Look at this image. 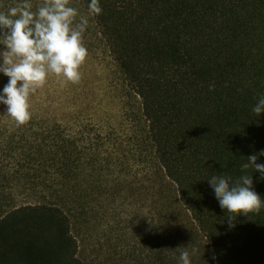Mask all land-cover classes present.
I'll return each instance as SVG.
<instances>
[{
    "label": "trees",
    "instance_id": "trees-1",
    "mask_svg": "<svg viewBox=\"0 0 264 264\" xmlns=\"http://www.w3.org/2000/svg\"><path fill=\"white\" fill-rule=\"evenodd\" d=\"M23 2L0 0V12ZM28 2L32 11L43 4ZM70 2L93 16L141 102L145 136L107 127L91 135L38 117L18 126L0 104V264H85L59 203L96 202L128 181L134 190L151 182L145 144L209 243L213 264H264V206L229 227L234 214L208 182L249 175L264 200V177L241 168L264 150V112L252 111L264 95V0H99L100 14L89 10L90 0ZM152 189L140 264H182L183 251L191 264H207L164 190Z\"/></svg>",
    "mask_w": 264,
    "mask_h": 264
},
{
    "label": "rangeland",
    "instance_id": "rangeland-1",
    "mask_svg": "<svg viewBox=\"0 0 264 264\" xmlns=\"http://www.w3.org/2000/svg\"><path fill=\"white\" fill-rule=\"evenodd\" d=\"M70 6L88 20L83 33L88 56L80 68L82 78L77 84L62 83V77L50 75L47 83L30 96L32 117L72 123L91 135L99 127H107L135 140L143 138L146 124L140 100L114 62L93 16L78 4L70 2ZM8 81L9 77L0 73V94ZM145 147L144 167L151 173V182L146 179L134 190L128 181L121 190L113 188L102 192L96 202L85 199L80 205L68 201L59 203L71 219L72 231L79 244V258L85 264H140L145 258L154 187L164 190L177 225L195 240L196 249L201 251L197 257L196 250L195 257L201 256L205 263L213 264L209 243L198 231L190 213L180 204L176 187L165 178L148 144ZM188 242L190 246L194 244V241Z\"/></svg>",
    "mask_w": 264,
    "mask_h": 264
},
{
    "label": "clouds",
    "instance_id": "clouds-1",
    "mask_svg": "<svg viewBox=\"0 0 264 264\" xmlns=\"http://www.w3.org/2000/svg\"><path fill=\"white\" fill-rule=\"evenodd\" d=\"M89 10L102 12L99 0H90ZM79 21L77 22V17ZM88 20L79 15L78 9L70 6V0H43V4L32 11L28 0L10 7L7 13L0 12V73L9 77L0 95V104L6 105V114L18 126L29 122L30 96L47 83L50 75L62 77L63 82L77 84L82 78L80 72L88 49L83 42V33ZM214 85L210 90H214ZM252 111L256 115L264 112V95L258 99ZM259 156H264L262 150ZM258 155L247 157L241 168L250 167L264 177V164L257 163ZM222 209L228 214L229 227L239 215L259 213L264 200L254 190L253 178L243 175L232 181L224 175L212 176L208 180ZM182 264H191L190 253L180 254Z\"/></svg>",
    "mask_w": 264,
    "mask_h": 264
}]
</instances>
